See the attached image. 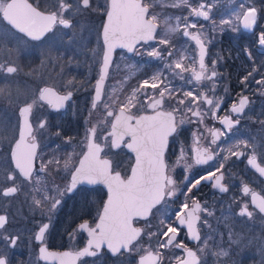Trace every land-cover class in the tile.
I'll list each match as a JSON object with an SVG mask.
<instances>
[{
	"label": "flooded vegetation",
	"instance_id": "1",
	"mask_svg": "<svg viewBox=\"0 0 264 264\" xmlns=\"http://www.w3.org/2000/svg\"><path fill=\"white\" fill-rule=\"evenodd\" d=\"M11 1L0 0V225L6 224L0 230L5 237V243L0 242V260L4 264H59L58 261L49 263L41 260L39 248L43 246L47 252L60 255L82 251L90 237L87 230L79 227L81 224H87L89 229L95 228L104 207L110 206L109 201L115 206L121 204L116 197L121 191L154 189L153 178L145 174L151 173L150 159L162 149L158 139L162 130L152 131L145 126L136 130L135 126L141 116L163 114L171 115L173 121L162 152L160 204L148 218L132 220V226L141 233L129 245L131 252L122 250L113 255L101 246L99 256L81 257L75 260V264H114L122 256H126L122 264H139L140 257L147 256L148 252L158 257L157 264H177L176 256L186 259V254L175 249V244L161 248L159 243H166L175 235L174 230L167 238L162 235L171 226L179 229L174 243L182 242L195 251L199 264H264V214L251 204V197L244 196L242 192L247 185L264 195V177L247 164L248 158L255 153L257 162L264 166V84L255 82L264 80V46L258 43V36L264 31V0H253L251 6L246 4L248 0H215L214 3L213 0H189L192 7L204 2L205 10L208 3H213L209 21L195 17L188 20V23L197 24L196 29L189 28L190 32L201 30V25L207 30L205 64L209 68L208 74L212 61H217L215 70L218 77L200 82L191 80V71L201 70L198 48L194 41L182 35L184 17L188 16L190 7L174 6L178 0H141V6L149 8L146 19L150 15L157 17V39L148 45H137L133 53L121 48L114 51L102 87L101 101L95 109L91 104L105 51L101 31L105 29L109 0H90V4L95 3L97 7L94 18L85 15L89 7H81L83 0H25L39 12L54 17V23L41 35H27L4 21L3 13ZM250 7L258 9L257 23L252 30L243 28L241 24ZM177 17H180L179 22ZM224 19L231 21V27L223 25L222 33L213 32L212 20L219 24ZM61 20H68L70 26L65 27ZM169 27H176L178 31L169 33ZM165 36L170 39L168 48L174 56L165 60L147 56L146 51L153 46L157 49L165 47L158 43V39ZM173 61L183 63L184 69L188 70L175 69L173 65L177 74L183 72L184 79L165 68V64ZM9 69L15 71L10 73ZM156 73H160L164 81L160 88L147 89L148 98L144 90L134 94L144 79L150 80ZM249 73L254 74L242 82ZM44 88L55 89L60 95L71 91L73 95L65 102L64 108L57 111L38 101L39 90ZM188 91H192L193 96L199 94V97L189 96ZM242 96L248 97L244 112L231 113V105L239 103ZM205 97L219 102L221 107L214 109L204 102ZM181 99L185 101L182 105L178 103ZM29 103H37L29 117L38 153L33 174L30 180L17 176L16 181H8L6 176L15 174L10 153L19 138L22 124L19 109ZM190 106L201 116H193L188 111ZM213 110L216 111V119L211 115ZM226 115L233 121L239 119L240 123L228 130L218 122ZM45 117L47 128L37 131V121ZM181 120L185 122L181 124ZM209 128L225 133L215 145L211 144ZM24 131L27 132L26 126ZM193 133L200 137L199 145ZM32 143L29 139L28 145ZM195 146L196 152L192 151ZM200 147L213 155V160L206 165L195 164L201 158ZM229 149L244 154L237 158ZM14 151L23 171L30 172L31 147L21 140ZM95 153L97 166L88 167ZM225 156L227 160L223 159ZM138 157L144 161L145 167L140 169L135 181L133 167ZM84 158V168L79 169ZM49 160L52 163L44 172H39L41 164H47ZM221 164L223 168H220ZM217 169V177L224 176L221 183L228 188L227 192L222 193L212 187L216 177L201 181L191 192L188 191L196 179ZM73 174L75 177L81 175L84 182L78 185L77 190L67 193ZM12 186L17 188L16 193L3 196L2 191ZM44 187L51 189L46 202L35 192L36 188ZM57 188L64 193L58 197L62 204L57 211L49 213L51 198L56 195ZM140 196L127 193L125 201L132 202ZM37 199L42 201L39 206ZM194 201L201 205V211L197 213L199 219L195 223L200 241L189 239L186 225H180L177 220L178 214L182 218L188 215L186 213ZM182 203L189 207L178 213ZM244 204H248L249 211L253 212L250 218L238 215ZM163 207L165 212L153 219L156 211ZM209 212L212 214L208 215ZM118 217L115 216L110 223L113 233L119 230L116 227ZM43 223H49V230L45 233L44 242L38 243L34 241V235ZM9 235L18 237L15 248L8 247ZM96 235L105 238L99 228ZM143 239H146V252L135 260L131 254Z\"/></svg>",
	"mask_w": 264,
	"mask_h": 264
},
{
	"label": "snow or ice",
	"instance_id": "2",
	"mask_svg": "<svg viewBox=\"0 0 264 264\" xmlns=\"http://www.w3.org/2000/svg\"><path fill=\"white\" fill-rule=\"evenodd\" d=\"M215 2V0H213V3ZM137 3L140 4L141 0H137ZM213 3H208L207 4V10L206 9V4L204 2H199L198 7H192L189 3V0H178V3L174 6L179 7L181 5L184 6H188L190 7V12L188 13V16L184 17V30L182 32L183 37L190 39L191 41L195 42V45L198 48V63H199V68L201 69L200 71H191V80H194L196 82H200L202 80H213L214 78L218 77L219 73L215 70L216 68V60L212 61V68L209 73V68L207 67V65L205 64V57L207 55V47H206V43L208 42V36H207V30L204 29V26L201 25L200 29L197 32H190L189 28L191 29H196L197 28V24L195 22L192 23H188L189 17H195V18H202L204 21H209L210 20V12L213 6ZM90 7V0H83V3L81 5V7ZM144 12H145V16L147 14H149V8H144ZM257 14H258V9L256 7H250L247 9V12L245 13V15L242 18V25L243 28L248 29V30H252L254 25H256L257 23ZM106 15V20H107V13H105ZM144 17H142V21L145 25L144 30L140 33V39H137L135 44L133 46H127L125 44H120L118 45V48L121 49H126L127 52L129 53H133L136 50V46L140 45V44H144V45H148L149 42L157 39V36L155 35V33L157 32V24H156V15H150V18L146 19ZM236 18L238 20H240L239 16H236ZM177 21H180V17L176 18ZM60 23L62 25H64L65 27L70 26L69 21L68 20H61ZM231 21L224 19L221 20L219 22V24L216 23L215 20H212V31L216 32H223L224 31V27L223 25H229L231 27ZM233 30H235L233 28ZM167 31L169 33H174L178 31V28L176 27H169L167 29ZM104 32L105 30L102 28L101 31V37H102V41L105 44V51L103 53L102 56V62L100 64V68H99V75H98V79L96 81V85L94 88V98H93V102L91 104V107L93 109H95L97 107V103L101 101V94H102V87L103 84L107 78L108 75V71H109V66H110V60L111 57L113 55V52L115 49H111L108 47V43L107 40L105 39L104 36ZM47 33H45L46 35ZM167 37V36H165ZM159 38L158 39V43L161 46H165L162 48H155L154 46L146 51V55L152 58H155L157 60H165L166 57L167 58H171L174 56V52L173 51H169L168 46L170 45V39L169 37L165 38ZM36 39H41L42 37H35ZM258 43L261 46H264V31H262L259 36H258ZM139 54V53H138ZM166 54V55H165ZM249 55V59H252L250 53H248ZM183 58H181L180 61H182ZM175 69H184V65L183 63H178L176 61H173L170 64H165V68L168 70H171L175 76L179 77L180 79H184L183 76V72L177 74L174 71ZM15 69H9V72H14ZM184 71H188L187 69H184ZM254 73H249L248 75L243 77L242 82L248 81L249 77L251 75H253ZM190 80V82H191ZM151 81V82H150ZM257 85H261L264 84V80H256L255 81ZM69 84L72 83V81L68 82ZM164 81L161 79V74L160 73H156L154 74L151 79H144L143 82L138 86L137 89L134 90V94L140 92L141 90H144V94L145 96L148 98L149 93L147 92V89H157L161 87V84H163ZM214 90V88H213ZM46 93H51L50 96L46 95ZM161 94H163V89H161ZM187 94L189 96L194 97L195 99H197L199 97V94H197V96H193V92L192 91H188ZM264 94V93H262ZM73 93L71 91H67L66 94L60 95L55 89L52 88H44L39 90V94H38V101L44 102L45 104H47L48 106H50L51 109L53 110H57L59 111L60 109L64 108L65 106V102L69 101L72 97ZM204 102H206L208 105L210 106H214V109H219L221 107L219 102H215L213 99L210 98H203ZM179 104H184L185 101L184 100H179L178 101ZM37 105V103H29L28 105L21 107L19 109V116L22 119V124L20 126V131H19V138L18 140L15 141V145L12 148V151L10 153V159L14 164V173L15 174H8L6 176V179L8 181H16L17 176H19L20 178H22L23 180H30V178L32 177L33 174V170H34V161L37 158V144L35 143L36 141V135L33 132V125L32 123H30L29 117L33 111V108ZM248 105V97L247 96H242L239 99V103H233L231 105V113H235V114H242L246 108V106ZM189 112L192 113L193 116H201V113L199 111H193L192 107L190 106L188 109ZM25 113H27V115H25ZM109 115H111V113H109ZM211 115L213 117V119H216V111L213 110L211 112ZM185 121L181 120L180 123L183 124ZM201 122H202V118H201ZM221 125L225 126L228 130H231L234 126V124L238 125L240 123L239 119H236L235 121H233V119L230 116H223L221 118H219L218 121ZM25 126L27 127V132L25 133L24 129ZM47 128V118H41L37 121V131L40 130H44ZM176 131H178V129H176ZM208 132H210L211 134V144L215 145L217 144V142L221 139V137L224 136V132H221L219 129H207ZM56 135H59V133H56ZM193 136L196 138L197 140V145H199V140L200 137L196 134L193 133ZM29 139H31L33 141V143L31 145H28V141ZM23 140L25 142L26 146L31 147L32 152H31V171L25 173L23 171V169L20 167V164L17 162V159L15 157V148L17 146H19L20 141ZM241 143H243V141H241ZM237 147L239 145H236ZM192 151L196 152L197 151V146L193 147ZM199 152L201 155L200 159H197L195 161L196 165H206L208 164L210 161L213 160V155L209 154L210 152L208 151V149L206 148H199ZM229 152L231 153V155L236 156L237 158H239L240 156H242L244 153L242 152H234L231 149H229ZM224 160H227L228 157L225 156L223 157ZM52 163V160H49L47 162V164H41L42 166L39 167V172H44L45 169L47 168L48 165H50ZM247 164L249 166H251V168L255 169V171H257L260 176L264 177V166H261L260 163L257 162V156L255 153H253L247 160ZM224 165L221 164L220 168H223ZM217 171H219V169L215 170V171H211L208 172L206 175H204L203 178L199 177L198 179L195 180V182L192 184V187L188 189L189 192H191L192 188H194L196 185L200 184L201 181H209L211 180L213 177H216L215 179V183L212 184L213 188L219 189L220 192H227L228 188L221 183V181L224 179L223 174H221L219 177H217ZM187 182V179H186ZM78 185H81L80 183H77L76 181V177L73 174L72 178H71V182L70 185L66 188V192L67 193H72L74 190L78 189ZM17 191V188L15 186L9 187L7 189H4L2 191V195L3 196H9V195H13L15 194ZM51 191V189H48L47 187L44 188H36L35 192L37 193V195H41L42 196V200L43 201H49V195L48 193ZM56 195L53 196L51 198V203L49 206V213H53L55 211H57L60 207V205L62 204V199L58 198V197H62L64 195V193H62L60 191L59 188H57L55 190ZM243 195L244 196H250L251 197V204L258 209V211L261 214H264V195H260L257 192L253 191L252 189H250L247 185H244L243 189H242ZM261 201L260 203H257V201ZM42 201L40 199L36 200V204L37 206L41 205ZM188 204L186 203H182L181 205V209L178 210V213H182L183 210L188 209ZM201 211V205L198 202H193L192 204V208L191 211H188V215L185 216L184 218H182V216L180 214L177 215V220L179 222L180 225H187V230H188V238L194 241H200L201 237L199 235V232L197 231L196 227H195V221L199 219V216L197 215V213ZM212 213L209 212L208 215H211ZM239 216H247V217H251L253 215L252 211H249L248 208V204H244L243 207L240 208ZM6 218V215H5ZM51 217L49 216V219ZM3 227H6L5 225H0V230L3 229ZM81 229H85L87 230V234L88 236L91 237V239H89L87 241V247H85L82 251H77L74 254H70V253H64L63 255L65 256H72V260H73V264H75V260L81 258V257H97L99 256V250L101 249L100 245H96L93 243L92 237L96 234V230L97 228H99V224L96 225L95 228H88L87 224H81L79 226ZM49 230V223H43L42 226H38V231L35 233L34 235V241L38 242V243H42L45 240V233L46 231ZM174 230L175 231V235L171 236L170 239L165 241H160V247L161 248H169L172 247L173 244H175V249H179L181 250L183 253L186 254V259H182L180 256H176V262L177 264H199V259L196 255L195 251H192L191 249L187 248L182 242L180 243H174L177 240L178 234H179V229L177 227H170L168 231H165L162 235L163 237H168L169 233ZM7 240L10 241V244H8V247L10 248H15V246L17 245L18 242V237H13L11 235H9L7 237ZM0 242L5 243V237L2 234V231H0ZM126 250L131 252L132 250L128 248L127 245H125L124 247H122L121 249H116V250H112L110 251L113 255L118 254L119 252H121V250ZM47 249L43 246H41L39 248V254H40V259L42 260H47L48 259V255L50 254H46ZM162 255V253H161ZM147 256L149 257H153V260L155 261V259H157L158 257L153 256L152 252H148ZM0 264H4L3 260H0ZM139 264H145V257L141 256L140 260H139Z\"/></svg>",
	"mask_w": 264,
	"mask_h": 264
},
{
	"label": "water",
	"instance_id": "3",
	"mask_svg": "<svg viewBox=\"0 0 264 264\" xmlns=\"http://www.w3.org/2000/svg\"><path fill=\"white\" fill-rule=\"evenodd\" d=\"M144 16V8L141 6V3L138 4L136 0H109V10L107 14V20L105 21L104 25V36L107 40L108 47L116 50L118 49V45L120 44L133 46L136 40L140 39V33L145 28V25L141 19ZM3 19L7 24H10V26L15 27L16 29L27 35L34 33H39L41 35V33H43L47 27H50V25L54 23L53 16L39 12L38 10L28 5V2L25 0H12L7 5L3 13ZM117 35H119V37ZM112 59L113 55L110 62L112 61ZM127 119L130 118L127 117ZM172 121L173 117L171 115L164 116L163 114L141 116L140 118H138V120H136V130L143 126L151 129L152 131H159V129L162 130V134L158 137L159 143L162 144V149L158 151V153L153 158L150 159V165L152 167L151 173L145 174L153 178L154 189H151L150 191L140 189L129 192L124 190L119 192L118 195L113 192V194L119 198L121 204L119 206H115L112 201H109L110 206L104 207L101 220L98 224L101 234H105V238L99 237L95 234L92 237L94 244L100 245L102 247L104 246L109 251H112L121 249L125 245L129 247L130 244L134 243L139 238L138 236H140L141 231L132 226V220L135 218H148L150 212L161 202V173L163 170V163H161L162 152L166 148L165 142L169 131H171L172 129ZM165 123L167 124V126L165 125ZM122 138L123 136H120V139ZM96 156L97 153H95L93 155V158L90 159L88 167L97 166L94 159ZM84 160L85 158L81 161L80 166H78L79 169L84 168ZM144 167V161L140 157H138L133 167V175L135 181L136 178L139 177L138 172L141 168ZM81 177V175H79V177H76L77 183L84 182L83 178ZM127 193H130V195H132L133 193L141 194V196L137 199L134 198L132 202H127L125 201ZM145 193L147 194L146 196L143 195ZM186 214H188V212ZM115 216H119L116 226L119 227V230L113 233L110 229V223H112V219H115ZM196 222L197 220L195 221V223ZM98 241H100V244L97 243ZM46 254L50 255H48L47 260H43L45 262L53 263L55 261H58L59 264L73 262L72 256L70 255L65 256L52 252H46ZM144 257L145 264H157V259H155L154 261L153 257Z\"/></svg>",
	"mask_w": 264,
	"mask_h": 264
},
{
	"label": "rangeland",
	"instance_id": "4",
	"mask_svg": "<svg viewBox=\"0 0 264 264\" xmlns=\"http://www.w3.org/2000/svg\"><path fill=\"white\" fill-rule=\"evenodd\" d=\"M96 1H98V0H95V2ZM246 4H248V6H251L253 4V0H248ZM96 11H97V7H96L95 3L94 4H90V7L85 11V15H88L90 17L93 16V18H94L95 14H96ZM71 17L72 16H70V18ZM168 19H169V21L171 20L170 16H169ZM91 22L94 23V24L96 23V21H91ZM0 24H1V20H0ZM164 212H165V207H163L162 209L157 210L156 213L154 214L155 216H154L153 219L159 218L158 216L160 214H163ZM167 214H168V212H167ZM145 243H146V239H143V241L141 243L136 245L134 247V249H133L131 257H133L136 260L137 259L136 257L144 254L146 252V249H145L146 247H144ZM125 259H126V256L119 257L118 260L114 262V264H122L125 261Z\"/></svg>",
	"mask_w": 264,
	"mask_h": 264
}]
</instances>
